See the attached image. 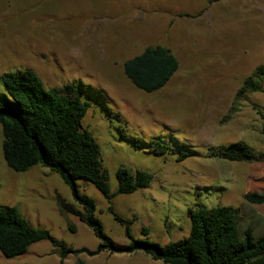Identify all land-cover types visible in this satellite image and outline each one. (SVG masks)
Returning a JSON list of instances; mask_svg holds the SVG:
<instances>
[{
	"label": "rangeland",
	"instance_id": "1",
	"mask_svg": "<svg viewBox=\"0 0 264 264\" xmlns=\"http://www.w3.org/2000/svg\"><path fill=\"white\" fill-rule=\"evenodd\" d=\"M149 45L169 48L180 62L152 92L124 70ZM262 63L264 0H0V94L4 73L32 68L47 89L70 85L90 103L83 125L100 145L113 196L84 179L77 186L95 200L106 235L122 247L183 239L191 232V210L219 205L238 208L242 233L251 225L264 234V204L244 197L264 191V157L222 156L238 142L264 154V92H250L238 111L231 109ZM3 139L0 123V205L18 207L34 227L74 249L97 252L62 260L42 240L17 257L0 251V264H165L142 250L98 251L101 239L68 211L83 210L71 186L42 164L10 168ZM120 167L150 172V186L119 192Z\"/></svg>",
	"mask_w": 264,
	"mask_h": 264
},
{
	"label": "trees",
	"instance_id": "2",
	"mask_svg": "<svg viewBox=\"0 0 264 264\" xmlns=\"http://www.w3.org/2000/svg\"><path fill=\"white\" fill-rule=\"evenodd\" d=\"M179 65L178 57L169 48L149 45L127 60L124 70L137 87L152 92L164 87ZM2 80L6 92L0 94V123L6 163L18 172L36 164L58 172L83 206V210L69 206L68 211L78 215L101 239L98 251L107 248L112 252L129 253L142 250L165 264H264V234L256 235L251 225L242 233L238 208L227 205L191 210L190 235L178 241L162 245L136 240L126 247L116 245L96 216L95 200L80 193L77 186V180L84 179L94 183L109 199L113 196L103 169L100 145L83 125L90 103L82 100L70 85L47 89L32 68L6 72ZM263 81L264 63L243 81L231 106L233 113L239 110V101L248 99L250 92H264ZM222 156L237 161H260L264 154L255 152L245 142H238L223 149ZM117 176L122 193L149 187L153 179L146 170L133 172L126 167H120ZM244 197L251 203L264 204V191L247 192ZM42 240H50L62 260L70 253L97 252L74 249L54 239L49 231L34 227L18 207L0 205V251L5 257L23 255L32 244Z\"/></svg>",
	"mask_w": 264,
	"mask_h": 264
},
{
	"label": "crops",
	"instance_id": "3",
	"mask_svg": "<svg viewBox=\"0 0 264 264\" xmlns=\"http://www.w3.org/2000/svg\"><path fill=\"white\" fill-rule=\"evenodd\" d=\"M144 49H145V48H144ZM144 49H143V50H144ZM142 52H143V51H142ZM139 54H140V53H139Z\"/></svg>",
	"mask_w": 264,
	"mask_h": 264
}]
</instances>
